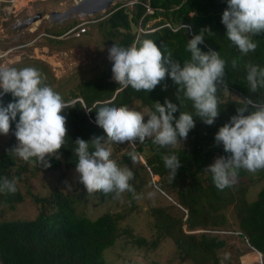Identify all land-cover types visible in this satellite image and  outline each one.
Wrapping results in <instances>:
<instances>
[{"label": "trees", "instance_id": "1", "mask_svg": "<svg viewBox=\"0 0 264 264\" xmlns=\"http://www.w3.org/2000/svg\"><path fill=\"white\" fill-rule=\"evenodd\" d=\"M226 9L227 0H133L129 5L126 1L113 4L103 19L88 24V37L95 29L111 47L113 44L128 47L137 37L152 40L162 52L171 51L181 67L191 58L188 40L203 33L200 50L219 52L226 61L224 84L216 92L219 115L212 125L205 124L195 116L192 101L183 92H177V86L167 76L150 92H137L130 86L120 91L119 84L110 78L112 66L94 79L80 81L75 86L76 93L73 90L68 98L63 97L75 106L62 112L66 116V143L59 150V159L47 158L50 167L30 165L13 151L0 150V180L7 177L17 181L15 193H0V264H106L104 252L117 241L148 252L166 240L173 245L168 263L177 258L187 259L191 264H240L241 257L251 251L261 254L264 261V170L250 173L240 169L235 184L224 190L216 188L212 174L207 171L216 158L230 155L224 152L222 144L214 142L219 128L249 101V112L256 110V106H264V88L253 93L246 79L247 64L264 68V32L252 36L258 45L256 50L241 55L221 23ZM98 16L96 19L101 18ZM150 20L157 21L145 29ZM76 23L73 21L71 25ZM233 59L238 61L236 68L231 64ZM77 98L80 101H73ZM165 99L177 104L180 112L192 114L195 120V127L187 139L180 140V145L161 147L154 143V137L135 145L127 142L111 145V158L121 168L126 166L133 171L134 179L129 183L135 193L125 191L121 202L114 198V193L88 194L79 178L72 189L62 190L55 184L44 196L25 191L29 198L26 202L33 206L28 212L32 216L15 217L14 210L25 200L20 186L26 185L28 177L36 172H54L57 183L63 182L66 171L76 168L78 162L77 138L89 142V150L94 151L91 141L105 136L95 123L98 106L143 110L147 120L150 111H155L154 103L163 105ZM13 100L10 93H3L0 104L7 106ZM179 111L174 117L178 118ZM18 120L19 114L10 125L8 144L12 149L18 144L14 135ZM130 152L136 153L135 160L129 156ZM166 155L180 159L181 166L174 179L165 168ZM147 185L167 200V205L149 208L148 238L133 233L125 223L130 214L138 211L136 201L144 198ZM255 187L257 191H251ZM253 192L254 196L249 198ZM82 200L92 201V207L97 210L102 207L103 212L93 219L85 216L77 211ZM113 202H117L116 209H109ZM228 209L234 219L232 224H227ZM225 253L229 254L228 259L224 258Z\"/></svg>", "mask_w": 264, "mask_h": 264}, {"label": "clouds", "instance_id": "2", "mask_svg": "<svg viewBox=\"0 0 264 264\" xmlns=\"http://www.w3.org/2000/svg\"><path fill=\"white\" fill-rule=\"evenodd\" d=\"M11 1L0 0V14L3 7L10 11L8 19L0 16V42L8 43L7 52L10 51L8 38L15 41L24 39L29 34L36 38L39 32L32 34L35 26L39 30L40 23L57 25L48 18L51 12L48 15L38 13L41 19H36L18 30L17 27L26 17L37 13H25L16 18L17 11L13 6L18 0ZM48 1L51 0L37 2ZM76 3L78 1L74 4ZM109 9L98 15L105 14ZM75 15L86 19H79L66 31L49 32L44 30V27L40 31L48 32L43 35L54 41L78 40L80 36L87 38L88 24L93 23L88 18L95 14L72 16ZM221 23L226 28L227 38L238 48L241 55L254 52L258 45L252 36L264 32V0H227V9L223 11ZM80 27L84 28L83 32H79ZM56 32L59 34L54 35ZM201 43L203 33L188 40L187 50L191 53V58L184 62L183 67L172 58L171 51L162 52L161 48L149 39L137 37L128 47L113 44L108 50V58L112 62L111 76L119 84L120 91L130 86L137 92L154 90L167 76L177 86V92H183V95L192 101L195 116L205 124L212 125L219 115L216 92L218 87L224 84L226 61L220 58L219 52H202L198 47ZM22 46L24 44L20 47ZM237 63L238 61L233 59L232 67L236 68ZM246 68V79L251 91L255 93L258 88H264V68L255 64H247ZM3 93H10L14 100L7 106L0 104V134L9 133L11 122L17 121L19 114L14 132L18 146L13 152L30 165L50 167L47 158L55 156L59 159V150L66 143V116L62 115V112L75 106V103L65 102L58 92L44 83L41 72L34 67H0V97ZM250 103L249 101L238 108L237 114L215 134L214 142L222 144L224 152L230 153L228 156L216 158L207 169L219 190L233 186L240 169L250 173L264 170V106H256V110L249 112ZM154 104L155 111H150L147 122L141 112L125 106L113 107L104 104L97 107L95 123L103 129L105 136L91 141L94 151L89 150V142L80 138L75 141V153L78 157L76 172L79 173L80 182L88 194L114 193V198H118L125 191L135 193L129 183L134 179V173L126 166L121 168L111 158L112 144L127 142L135 145L137 141L143 143L146 138L154 137V143L161 147H175L180 145V140L187 139L189 131L195 127L193 115L180 112L179 106L167 99L163 105L159 102ZM177 111L178 118L173 115ZM246 112L247 115L244 114ZM129 156L135 160L136 153L130 152ZM163 160L165 168L174 179L177 169L181 166L180 159L176 155H166ZM16 183V179L10 181L7 177L3 178L0 180V193H15ZM249 254L254 255L253 259ZM249 254L246 255L250 256L251 263L240 260V264H256L255 251ZM224 258L228 259L229 254L225 253Z\"/></svg>", "mask_w": 264, "mask_h": 264}, {"label": "rangeland", "instance_id": "3", "mask_svg": "<svg viewBox=\"0 0 264 264\" xmlns=\"http://www.w3.org/2000/svg\"><path fill=\"white\" fill-rule=\"evenodd\" d=\"M77 1L78 0H51L39 3L26 0V4L21 6V2L18 0L13 7L18 9L31 6L21 13L28 11V13L48 15L50 12H62ZM118 2L122 3L125 2V0L115 1L112 3L111 7L113 4ZM132 2L133 0H126L128 5ZM96 17H99L98 14H95L88 19L95 23L103 19L104 14L100 15L101 18L96 19ZM79 19L80 18L76 15H69L65 19L57 21L55 23L57 25L40 23L39 30L37 29L38 27L35 26V30L32 33L36 34L39 32L36 38L32 37L31 34L26 35L24 39L19 38L15 41L12 38H8L7 40L10 45V51L8 50L9 52L6 51L8 43L0 42V67H15L17 69L34 67L41 72L45 84L51 86L62 96V98H68L70 96V92L75 89V86L80 81L94 79L99 74L103 73L109 66H112V62L108 58V50L111 48V44H108L105 41V38L101 36L100 32L95 31V29L94 31L91 30V35L87 38L80 36L78 40L64 39L52 43L49 42L50 38L43 35L48 32L44 33V31H40L42 27H44V30L49 32L57 30L66 31L68 28L72 27L70 25L73 21L78 22ZM85 19L86 17H82L80 20L83 21ZM155 21L157 20L148 21L145 25V29H150ZM137 31L140 32L141 30L137 29ZM10 34L12 35L11 32ZM1 37L2 36L0 35V38ZM23 44L24 46L20 47ZM110 78L115 81L113 76ZM74 91L76 93V90ZM140 112L142 113L143 110ZM145 122H147L146 119ZM9 140V133L7 135L0 134L1 151H13L15 146L12 149V147L8 144ZM17 146L18 144L16 147ZM65 175L66 178L63 182L61 180L59 183H57V177L54 172L44 174L41 172L38 174L36 172L33 177H28V182L25 183L27 188L25 186H20L21 193L25 200L23 204L17 206V210H14L13 213L15 217H28V212L30 211L29 209H33V206L30 203H27L29 198L25 191H29L33 195L44 196L47 193V189L50 187L52 188L55 184H57L62 190L72 189L75 182L80 178L79 173L76 172V168L69 169L66 171ZM63 183L66 184V186L62 185ZM146 188L144 198L136 201L138 211L130 214L125 223L131 228L133 233H139L148 238L150 234L149 226L151 222L148 210L153 206L167 205V200L158 192L152 190L149 185H147ZM251 191L256 192L257 188L255 187ZM254 192L249 194V198L254 196ZM122 199L123 195H120L117 201H122ZM91 202L92 201L88 200L86 202H83V200L82 202L80 201L77 205V211L82 212L85 216L93 219L95 216L103 212L104 208L101 207L99 210L94 209ZM116 206L117 202H113L109 209H116ZM225 214L227 215V224H232L234 219L230 216L231 211L228 209ZM105 252L104 259L106 260V264H191L187 259L178 260L177 258L168 263V260L171 258L173 253V245L170 240H166L155 250H149L148 252H145L140 248L132 247L123 241H117L110 250ZM250 256L252 257L254 255L251 254ZM241 260H243V257H241Z\"/></svg>", "mask_w": 264, "mask_h": 264}, {"label": "water", "instance_id": "4", "mask_svg": "<svg viewBox=\"0 0 264 264\" xmlns=\"http://www.w3.org/2000/svg\"><path fill=\"white\" fill-rule=\"evenodd\" d=\"M115 1L121 0H78V3L71 6L66 11L61 13L51 12L48 15V18L52 22H57L59 20L65 19L69 15H84L91 16L93 14L104 13ZM42 17L39 14H35L32 17H26L17 27L18 30L27 26L32 21L36 19H41Z\"/></svg>", "mask_w": 264, "mask_h": 264}, {"label": "crops", "instance_id": "5", "mask_svg": "<svg viewBox=\"0 0 264 264\" xmlns=\"http://www.w3.org/2000/svg\"><path fill=\"white\" fill-rule=\"evenodd\" d=\"M22 0H20V2H21ZM31 2H33V1H35V2H37V1H39V0H30ZM30 2V3H31ZM26 4V0H24V1H22L21 2V6H24ZM2 6V5H1ZM19 6H20V3H19ZM31 6H28L27 8H30ZM27 8H18V9H16V11H17V14H16V18H18V17H20V16H22V15H24L25 13H28V11H26L25 13H21L22 11H24V10H26ZM9 13H10V11L9 10H7V8H5V7H3V8H1V17L3 18V19H8L9 18ZM243 259H246V262L247 263H251V260H250V256L249 255H245L244 256V258ZM251 259H253V258H251ZM255 259V258H254Z\"/></svg>", "mask_w": 264, "mask_h": 264}, {"label": "built area", "instance_id": "6", "mask_svg": "<svg viewBox=\"0 0 264 264\" xmlns=\"http://www.w3.org/2000/svg\"><path fill=\"white\" fill-rule=\"evenodd\" d=\"M83 31H84V28L80 27L79 32H83ZM75 35H78V33H75ZM255 263L256 264H264L262 256L258 252H255Z\"/></svg>", "mask_w": 264, "mask_h": 264}]
</instances>
